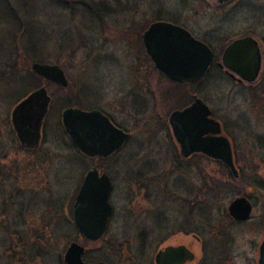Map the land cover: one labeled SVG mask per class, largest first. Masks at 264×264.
I'll list each match as a JSON object with an SVG mask.
<instances>
[{
    "label": "rangeland",
    "instance_id": "rangeland-1",
    "mask_svg": "<svg viewBox=\"0 0 264 264\" xmlns=\"http://www.w3.org/2000/svg\"><path fill=\"white\" fill-rule=\"evenodd\" d=\"M8 1L10 7L0 0V264L11 262L4 257L9 254V248L5 250L3 245L5 238L9 243L7 233L16 240L17 232L21 231L14 223L18 218L17 206L27 201H20V197L26 200L33 195L35 199L27 212L31 215L26 218L32 221L36 241L13 242L16 250L22 247L26 257L34 254L33 262L24 258V264H63L65 248L70 241L78 239L69 223L70 211L82 176L93 161L81 160L64 138L59 112L67 100L83 108L106 110L127 125L133 135V159L124 162L120 154L112 171L117 183L112 198L116 215L105 237L87 245L92 255L106 257L109 264H153L154 254L167 243H191L195 252H200L199 242L190 235L176 233V228H167L168 239L161 241L159 204L148 200L142 184L145 173L159 175L173 171L170 162L173 138L165 120L175 104V90L168 89L169 85L158 78L152 67L148 70V61L137 46L139 41L135 40L131 55L126 39L130 38L131 25L139 30L159 19L183 26L208 43L218 58L236 38L251 35L259 43L262 66L254 82H237L215 65L207 77L193 86L228 127L234 149L241 156L236 165L245 170L243 173L239 170L240 177L236 179L226 176L227 169L222 163L200 164L204 171L210 172L212 181H223L226 187L222 188L223 192L217 191L211 207H206L204 213L199 211L198 235L210 236L209 227L201 220H212L223 227L222 234L231 240L234 264H257L258 245L264 235V200L263 193L249 184V179L264 175V144L259 143L264 140V0L221 3L217 0H80L94 6L98 15H88L76 4L64 8L57 0H36L35 8L30 7L34 10L29 13V9H20V0L19 3ZM5 7L13 10L14 15H3ZM15 20L22 25L20 31ZM29 27L33 28L31 37L26 30ZM34 60L60 65L68 87L48 85L42 78L34 77L30 68ZM137 60L145 62L139 67ZM148 74L150 94L135 90L134 112L128 118L123 110L125 100L116 92V86L123 83L122 79L133 78V82H138L137 77ZM38 82L55 95V103L45 121L43 142L37 151L27 152L18 148L10 115L15 100ZM84 85L90 92L83 98ZM190 87H183L186 95L192 90ZM173 177L167 181L175 187ZM188 178L192 180L194 174ZM197 180L201 182L199 174ZM246 194L260 197L256 200L257 207L247 222L232 223L225 216L226 207L234 198ZM48 203L53 204L51 209ZM168 209V222H174L178 208L169 205ZM21 229L29 237V227ZM108 240L116 241V245L107 244ZM113 246L117 247L116 256L111 254ZM24 247L31 249L30 252H25ZM118 248L124 250L121 258Z\"/></svg>",
    "mask_w": 264,
    "mask_h": 264
},
{
    "label": "flooded vegetation",
    "instance_id": "flooded-vegetation-1",
    "mask_svg": "<svg viewBox=\"0 0 264 264\" xmlns=\"http://www.w3.org/2000/svg\"><path fill=\"white\" fill-rule=\"evenodd\" d=\"M218 1V0H217ZM220 3V2H219ZM153 22H166L170 23L172 25L180 26L181 29L187 31L192 37L196 38L194 35H192L186 28L183 26L174 23L172 21H167V20H155L147 25H145L142 29L135 30L134 27H131L128 29V32L130 33V38L126 39L129 49L131 52V55H134V50H135V40L139 41V44H137L138 49L142 50V54L144 57H146V60L148 61V70L150 67H152L157 74L158 78H160L164 83L169 85L168 89H174V102L175 104L173 105V108L169 110L167 114V118L165 120V126L167 129L170 130L171 136L173 138L172 146L174 148L173 152L170 155V162H172L173 166L171 170L173 171H168L164 172L159 175H150V173H145V180L142 182L144 189L146 188V196L150 202H154V205L156 202L159 204L160 208V215H159V230L160 233H162V242H165L168 239L167 235V228H176L175 231L176 233H184L186 235H190L191 238L195 242H199V247H200V252L196 253L195 250L193 249V244H185L178 242L176 244H171L167 243L163 247L159 248L164 249L167 246H184L191 254V257L187 256V253L182 254V262L180 264H234L233 263V253L230 250V242L231 240L225 236V234H222L221 228H223L221 225L215 224L212 220H201L202 224H205L207 227H209L211 234L210 236L203 237L201 238L198 234V217H199V208L200 205L201 207H208L212 206V202L214 201V197L218 196L217 191L221 190L222 188H225V182L219 181L215 182L210 179L212 176L210 172L204 171L203 168L200 167L202 165H206V163H213V162H219L222 163L223 166L227 169L225 172L226 176L232 175L234 178L238 179L240 177V169L237 167L236 163L240 161L241 156L236 152L234 149V146L232 144V135L228 132V127L225 126V124L216 116L214 108L210 105V102L202 97L199 96V92L196 88H193L194 84L199 83L201 80H203L205 77H207L209 71L216 65L218 68L222 69L226 74L229 75L232 79H234L237 82H245V81H240L238 77L235 74H231L230 72L226 71L225 68L220 66L221 62V57H216L214 50L211 48V46L206 43L204 40H201L199 38H196L197 40H200L206 44L209 50L212 51L211 58L209 62L204 66V68H197L194 72L195 74L191 76L189 80H183V78L180 77V74L175 73L173 71H167L163 67H161L159 64H156L152 53L149 52V48H147L142 40V34L143 32L149 27V25ZM133 24V23H132ZM160 35V34H159ZM247 36V35H245ZM251 36V35H249ZM252 37V36H251ZM254 38V37H253ZM255 39V38H254ZM256 40V39H255ZM257 41V40H256ZM258 42V41H257ZM259 45V43H258ZM226 47V46H225ZM260 48V46H259ZM224 50V49H223ZM222 50V52H223ZM261 51V49H260ZM222 54V53H221ZM199 56H202V54H199ZM136 61V60H135ZM145 60L140 61L137 60V64L139 67L143 65ZM134 65V61H133ZM261 66H262V52H261ZM132 65L128 66V69H131ZM200 69V70H199ZM129 70V72H130ZM133 73V71H132ZM140 73H144L143 70H140ZM260 75V72H259ZM258 75V77H259ZM257 77V79H258ZM42 78V77H41ZM124 78V77H123ZM138 78V82H133L132 79H122V84L117 85V93H120L122 95V100H125V105L123 106V110L126 111L127 117L133 114L134 112V97H135V90H140L142 89L143 94H150V84H151V76L148 75H140ZM45 80L44 78H42ZM256 79V80H257ZM48 85H56L63 87L55 82L45 80ZM254 82V81H253ZM248 83V82H247ZM252 83V82H251ZM69 84V83H68ZM68 84L64 87H68ZM137 84V86H135ZM41 86L45 85H40L38 87H35L31 89L29 92L26 94H23L21 97L17 98L15 100V104L11 110V115H10V120H11V125H12V132L15 138L17 139L19 143V149L20 150H25L27 152H34L39 149L41 143L44 140V135H45V121L46 118L48 117L51 105H54L55 103V95L50 93L47 89L48 95L50 96V101L48 105V110L46 112L43 124L40 129V138L38 141V144L35 147H28L25 146L21 143L18 132L14 128L13 125V113L16 109V107L23 101V99L29 95L33 90L36 88H39ZM191 86L190 89L191 91H188V94L184 93L183 87H188ZM195 87V86H194ZM83 94H81V97H87L88 92H90V88L88 91L86 90V85H84L83 88ZM86 90V91H85ZM183 95H186L185 98H183ZM168 97L171 96V93L169 91ZM187 98V99H186ZM195 98L201 99L209 108L210 113L205 114L202 109L195 110L192 113H186L184 115H180L173 119V125L175 126L176 135L174 134L172 124L169 121V116L170 113L175 111V110H182L188 106H190L194 101ZM168 100V99H166ZM71 100H67V103H65V106L60 110V124L62 126L63 132H64V138L66 137L67 143L69 147L73 150L77 156L80 157L81 160H86L89 159L93 161V164L91 165L90 168H88L85 173L82 176L81 182L78 186V189L75 193L72 206H71V211H70V221L69 223L72 225L73 228H75L76 236L78 239H74L68 243V245L75 241L81 244L84 247V254H83V260L85 262H104L105 264H109L107 261L108 260H102L100 258H97L96 255H92L91 249L87 247L90 243H95L97 241H100L102 238L105 237L106 232L108 228L110 227L113 218L116 215V207L114 204V201L112 200L113 198V191L114 188H116V177L115 174L112 172L116 168V164L119 159V155L121 154L122 157H120L124 162H129L133 159L134 156V150H133V135L131 131L129 130L128 126L125 125L124 123L119 122V120L116 119L112 114L107 112L104 109L98 108V107H91V108H83L81 105H72ZM67 107H77L85 111L89 110H99L102 114H104L110 123L118 130H121L125 135H119L117 132H112V130L105 124H99L97 128V138H96V147L94 149H89L85 148V151H83L81 148H79L74 141L71 139L70 135L66 132L62 122H61V111L64 108ZM214 121H217L219 123V132L215 133V125ZM225 138L230 147V153L232 156V161L234 163L235 168L237 169V176L233 174V172L225 165L224 159L227 158V148H224L223 146L217 147L215 150V155H211L209 152H205L203 150V147L212 141H214L215 138ZM259 143L264 144V140L259 141ZM89 153H88V152ZM95 153V154H92ZM242 159H246V157H242ZM95 169L98 172V176L100 177L102 174H107V176L110 179L112 188L109 193L108 201L111 206V212L107 217L106 224L104 231L102 234L96 238V239H88L87 237L83 236L78 229L75 227L74 222H73V216H72V208L73 204L75 201L76 194L79 190L80 185L82 184L87 172L89 170ZM196 170L192 172V170ZM195 178H188L189 175H193ZM201 176V182L199 183L197 180V175ZM175 178L174 185L175 187L172 186V184L168 183V179ZM213 179V178H212ZM253 179H256L258 181H252ZM186 180V181H185ZM211 180V181H210ZM249 184L255 185V187H258L260 189V193H263V200H264V175L261 174V177H256L252 176L251 179H249ZM200 184V185H199ZM156 187V189H155ZM217 189V190H216ZM223 192V191H222ZM184 194L186 197H184ZM201 195L202 199L199 197ZM245 197L249 203L251 204V212H250V217L252 216V212L257 207V202L260 197H257L256 195H241ZM261 196V194H260ZM160 197V201H159ZM158 199V200H157ZM20 201L26 202L27 203H20L17 207V221L14 223L18 224L20 227L19 232H17L16 235V240L15 236H12L10 233H7V237L9 240V243H7V239H4V248L7 250L9 248V254L4 256L6 259L10 260L11 262H6L7 264H11L14 262V264H24V258L30 259V262H33L32 257L34 254L30 257H26V253L22 251V247L18 250H16V247L14 246L15 244L13 243L16 241V243L21 244L23 243L26 239H29V242L33 244L36 241V236L34 235V232L32 230L33 224L32 221L27 219V212L29 209L32 207L33 202H35V199L33 195L29 197L28 199L24 200L23 198ZM91 201V200H90ZM232 201V200H231ZM230 201V202H231ZM170 207L172 205H175L177 209L178 216L176 217L177 219L174 220V222H168V206ZM69 206V203H68ZM89 207H93V205L90 203L88 204ZM53 207V204L48 203V208L51 209ZM220 212L222 215H224V210H222V207L220 208ZM225 216L232 221V223H241V222H247L248 220L240 221L232 218L230 214L228 213V209L226 207V213ZM67 217V218H66ZM66 219H68V216H65ZM10 218H8L9 220ZM19 219V220H18ZM6 224H8V221H5ZM174 224V225H173ZM24 226H28L29 229L27 230L29 232V237L25 236V231L22 232L21 228H24ZM168 226V227H167ZM174 226V227H173ZM215 228V229H214ZM214 229V230H213ZM22 232V234H21ZM16 233V232H15ZM222 234V235H220ZM15 235V234H14ZM27 237V238H26ZM170 237V235H169ZM264 235L262 236V239L260 240V243L258 245V258H259V251H260V245L263 240ZM146 238V237H144ZM146 241V240H145ZM28 242V244H29ZM116 241L108 240L107 244L110 245H116ZM67 245V247H68ZM33 246V245H31ZM66 247V248H67ZM115 248H111V254L112 256L117 255V247L113 246ZM65 248V251H66ZM31 249H28L27 247H24L25 252H30ZM123 250V249H122ZM157 250V251H158ZM64 251V253H65ZM97 251V250H96ZM156 251V252H157ZM87 252H90L92 255V259H87L85 257V254ZM124 250L119 252L120 258L123 256ZM63 253V256H64ZM156 254V253H155ZM155 254L153 258V264L155 263ZM142 255V253H141ZM258 258H257V264H258ZM63 264L64 263V258L62 259ZM152 264V263H151Z\"/></svg>",
    "mask_w": 264,
    "mask_h": 264
},
{
    "label": "water",
    "instance_id": "water-1",
    "mask_svg": "<svg viewBox=\"0 0 264 264\" xmlns=\"http://www.w3.org/2000/svg\"><path fill=\"white\" fill-rule=\"evenodd\" d=\"M220 3L226 0H218ZM160 34V35H159ZM142 40L149 52L152 53L156 64L167 71L180 74L183 80H189L197 68H204L209 62L212 51L206 44L192 37L180 26L166 22H153L143 32ZM202 54V56H199ZM220 66L231 74H235L240 81L251 83L255 81L261 70V51L258 42L251 36H243L232 40L221 54ZM31 70L45 80L55 82L63 87L68 84L64 70L56 63L32 61ZM200 70V69H199ZM50 96L45 86L33 90L16 107L13 113V125L18 132L20 141L28 147H35L40 138V129L43 124ZM202 109L209 114L208 106L199 98L182 110L170 113L169 121L186 113ZM61 122L74 143L85 151V148L96 147L97 128L99 124L107 125L112 132L125 135L116 129L99 110L85 111L77 107H67L61 111ZM215 133L219 132V123L214 121ZM174 134L175 126L172 124ZM227 148L225 165L237 176V169L232 161L229 143L225 138H215L214 141L203 147L205 152L215 155L217 147ZM88 152V151H87ZM89 153V152H88ZM95 154V153H92ZM112 188L107 174L98 176L95 169L89 170L79 187L72 208L75 227L88 239L98 238L104 231L106 220L111 212L108 201ZM91 200V201H90ZM93 207H89L88 204ZM230 216L244 221L250 217L251 204L243 197L234 198L227 207ZM190 252L184 246H167L155 254L156 264H180L182 254ZM84 247L78 242H71L64 253L65 264H105L104 262H85L83 260ZM258 264H264V237L260 245Z\"/></svg>",
    "mask_w": 264,
    "mask_h": 264
},
{
    "label": "trees",
    "instance_id": "trees-1",
    "mask_svg": "<svg viewBox=\"0 0 264 264\" xmlns=\"http://www.w3.org/2000/svg\"><path fill=\"white\" fill-rule=\"evenodd\" d=\"M5 1H6V4H8V6L10 7V5H9V1H8V0H5ZM15 1H17V3H19V0H15ZM57 1H59V3H60L61 5L64 6V8H68L71 4H76V5H78L79 7H81L82 10H83L85 13H87L88 15H89V14L98 15V11L96 10V8H95L94 6H92L91 4L87 3V2H83V1H80V0H57ZM20 3H21V7H20V9H21V8H23V9H25V10L29 9V13H32V10H34V8H35V6H36V4H35V3H36V0H20ZM30 7H34V8H33V9H30ZM2 13H3V15H14V14H13V10L10 11L8 7H5L4 10L2 11ZM33 13H34V11H33ZM18 17H20V15L16 17L17 20L19 19ZM17 20H15V21L17 22ZM17 23H18V27H17V28H18V30L20 31L21 28H22V25H21L20 22H17ZM23 23H24V22H23ZM24 24H25V23H24ZM32 29H33V28H31V27L26 28V30H27L28 33H29V37H31L32 32H31L30 30H32ZM67 42H68V41H67ZM33 75H34V77H36V78H38V79L41 78L40 76H38V75H36V74H33ZM40 85H42V84H40V82L35 83L34 86H33V88L38 87V86H40ZM26 93H27V91L24 92V94H26ZM52 106H53V108H54V105H51L50 111H51V109H53ZM64 106H65V104H64ZM50 111H49V113H50ZM240 171L243 173L245 170L242 168V169H240ZM249 181H250V180H249ZM252 181H258V180L253 179ZM205 209H206V207H201V205H200V208H199L200 213H204L203 211H204ZM118 251H119V252H120V251L122 252L123 250H122V248H118ZM85 257H86L87 259H92V255L90 254V252H87V253L85 254ZM96 257H97V256H96ZM98 258H100V259H102V260H107L106 257H98Z\"/></svg>",
    "mask_w": 264,
    "mask_h": 264
}]
</instances>
